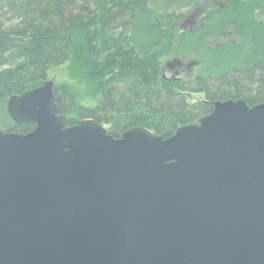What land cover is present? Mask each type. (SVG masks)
Segmentation results:
<instances>
[{"label": "water", "instance_id": "1", "mask_svg": "<svg viewBox=\"0 0 264 264\" xmlns=\"http://www.w3.org/2000/svg\"><path fill=\"white\" fill-rule=\"evenodd\" d=\"M7 110L36 128H0V264H264V104L169 139L70 126L49 80Z\"/></svg>", "mask_w": 264, "mask_h": 264}, {"label": "trees", "instance_id": "2", "mask_svg": "<svg viewBox=\"0 0 264 264\" xmlns=\"http://www.w3.org/2000/svg\"><path fill=\"white\" fill-rule=\"evenodd\" d=\"M200 2L0 0V128L32 132L35 125L13 122L8 100L42 86L52 67L71 59L80 74L74 86L93 88L96 102L80 104L74 91L55 87L58 115L70 126L93 119L115 138L144 127L169 139L218 101L264 104V6L243 17L233 0L226 24L206 38V74L178 81L164 75L163 58L187 39L182 22ZM217 11L206 10L189 37L211 31ZM191 94L206 100L192 103Z\"/></svg>", "mask_w": 264, "mask_h": 264}, {"label": "rangeland", "instance_id": "3", "mask_svg": "<svg viewBox=\"0 0 264 264\" xmlns=\"http://www.w3.org/2000/svg\"><path fill=\"white\" fill-rule=\"evenodd\" d=\"M236 5L234 7L233 0H201L199 6L195 10L186 14L185 19L182 22V29L187 33V39L183 41L176 49L171 50L163 58L164 75L173 80L178 81L182 79H191L198 74H206V67L210 66L208 60H206V47L205 41L209 35H217L219 28L223 27L228 18L231 15V8H238L239 13H242L243 17H248L251 14V10L258 9L264 6V0H234ZM213 7L217 8L219 12L217 19L212 24L211 31L205 32L201 38H190V34L197 23L202 19L203 13L206 10ZM144 28L148 27V24L144 23ZM208 50H218L214 48H207ZM79 70H77V61L71 59L61 65L52 67L47 73V80L53 81L55 87L59 90L63 87H68L74 91L78 96L79 103L84 105L94 104L96 101L93 97L94 90L83 83L81 86L75 87L74 83L79 77ZM83 77V74H82ZM90 85V82H89ZM190 102H202L205 101L204 94H191L189 98Z\"/></svg>", "mask_w": 264, "mask_h": 264}, {"label": "flooded vegetation", "instance_id": "4", "mask_svg": "<svg viewBox=\"0 0 264 264\" xmlns=\"http://www.w3.org/2000/svg\"><path fill=\"white\" fill-rule=\"evenodd\" d=\"M204 14V13H203Z\"/></svg>", "mask_w": 264, "mask_h": 264}]
</instances>
